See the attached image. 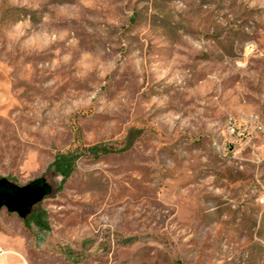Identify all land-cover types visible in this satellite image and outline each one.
<instances>
[{
    "label": "rangeland",
    "instance_id": "1",
    "mask_svg": "<svg viewBox=\"0 0 264 264\" xmlns=\"http://www.w3.org/2000/svg\"><path fill=\"white\" fill-rule=\"evenodd\" d=\"M2 178L3 264H264V0H0Z\"/></svg>",
    "mask_w": 264,
    "mask_h": 264
},
{
    "label": "water",
    "instance_id": "2",
    "mask_svg": "<svg viewBox=\"0 0 264 264\" xmlns=\"http://www.w3.org/2000/svg\"><path fill=\"white\" fill-rule=\"evenodd\" d=\"M53 192L45 178H39L28 185L19 186L7 178L0 179V211L7 208L21 218L30 214L32 208Z\"/></svg>",
    "mask_w": 264,
    "mask_h": 264
},
{
    "label": "trees",
    "instance_id": "3",
    "mask_svg": "<svg viewBox=\"0 0 264 264\" xmlns=\"http://www.w3.org/2000/svg\"><path fill=\"white\" fill-rule=\"evenodd\" d=\"M84 148L89 154H95L97 152L96 149H94L93 147H88V148L84 147ZM80 151H81L80 148H76V149L70 150L66 153L59 154L53 163L55 171L57 173H59L61 176H63L65 179H67L73 171L75 160L77 158L78 152H80ZM30 214H31V212H30Z\"/></svg>",
    "mask_w": 264,
    "mask_h": 264
},
{
    "label": "crops",
    "instance_id": "4",
    "mask_svg": "<svg viewBox=\"0 0 264 264\" xmlns=\"http://www.w3.org/2000/svg\"><path fill=\"white\" fill-rule=\"evenodd\" d=\"M11 262H12V261H11ZM11 262H10V263H11ZM0 264H3V259H1V258H0Z\"/></svg>",
    "mask_w": 264,
    "mask_h": 264
}]
</instances>
